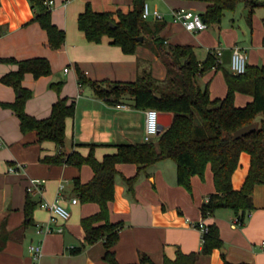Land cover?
I'll use <instances>...</instances> for the list:
<instances>
[{"label":"crops","instance_id":"0c3cea01","mask_svg":"<svg viewBox=\"0 0 264 264\" xmlns=\"http://www.w3.org/2000/svg\"><path fill=\"white\" fill-rule=\"evenodd\" d=\"M134 2L55 0L52 19L65 30L67 37L65 44L54 50L49 46L47 32L33 21L35 12L29 0H1L0 57L17 60L44 57L52 64L53 73L49 76L36 79L33 74L26 75L23 85L33 91L26 106L27 112L40 119L50 116L58 100V94L50 89L53 82L65 81L62 96L76 102V115L67 120V153L79 151L87 155L90 148L79 144H96V157L102 160L106 154L116 151L115 145L144 142L146 110L135 108L130 96L118 104L98 97L90 84L79 83L77 72L80 68L93 81H135L142 66L153 60L154 77L166 78L167 68L161 62L158 47V54L140 45L136 54L127 55L120 47L112 45L109 38L99 44L92 43L79 29L78 17L85 11L87 3L98 12L121 10L127 13L133 9ZM197 7L206 10L207 4L188 0L156 2L154 8L165 16L163 22L166 24L160 36L167 43L193 46L201 61L206 60L210 52L221 50L222 55L218 56L221 67L208 71L199 83L203 88L209 86L213 99L224 98L228 93L225 70L231 71L234 47L239 46L245 51L249 65L264 68V7L256 8L249 21V8L242 1L235 12L226 13L221 24L209 25L206 30L196 32L173 20V11L186 8L197 12ZM246 9L248 13L244 18L242 12ZM17 69L15 64L0 63V79ZM16 97L14 88L0 81V102L11 103ZM253 100L252 95L237 93L235 103L244 107ZM261 119V116L257 118L258 125ZM0 137V232L5 222L7 230L12 233L5 249L0 252V264H108L103 260V241L87 245L78 255L70 252L84 243L82 218L99 211L96 203L72 202L77 198L72 192L74 179L89 182L94 175L93 169L88 165L78 168L42 163V157L58 153L56 144L40 143L36 131L24 134L17 115L1 105ZM10 166H15L17 172H10ZM250 168L251 155L243 152L232 177L234 189L243 187ZM118 170L115 199L110 208L111 220L123 224L120 240L115 246L121 264L137 263L141 254H147L155 264H164L166 257L176 258L178 248L185 253L201 251L203 231L198 227L200 223L217 224L225 247L224 251L215 249L210 255H201L197 264H224L223 255L235 264H264V184L256 186V209L248 214L246 223L240 225L236 223L238 216L230 209L219 210L207 219L202 216V205L215 192L211 165L206 170L205 180L199 176L192 178V193L178 184L177 164L171 159L162 160L140 173L138 166L132 163L119 164ZM138 174L135 193L130 194L124 176L131 178ZM32 180L46 181L43 199L49 202L58 198L59 185L69 181L62 201L72 215L63 233L38 234L37 226L49 219V212L41 207L35 211V226L23 233L27 188ZM27 242L30 245L26 248ZM39 242L43 254L40 261L35 262L30 246Z\"/></svg>","mask_w":264,"mask_h":264},{"label":"trees","instance_id":"16d2710c","mask_svg":"<svg viewBox=\"0 0 264 264\" xmlns=\"http://www.w3.org/2000/svg\"><path fill=\"white\" fill-rule=\"evenodd\" d=\"M35 12L34 20L47 32L49 46L60 49L66 42V32L60 29L52 19V9L45 0H29ZM204 2L206 10L201 13L208 25L221 24L227 12H235L240 2L245 1L249 8L251 21L256 8L264 7V0H188ZM145 0H135L131 11L121 10L98 12L87 3L86 9L78 17V26L88 41L102 43L109 38L112 45L118 46L127 55H134L140 45L151 39L158 46L167 68V76L163 80L154 77L149 65L142 66L135 81H93L77 68L78 80L81 85L90 84L96 95L111 104H118L126 97H132L137 109H157L161 113L174 115L172 124L164 128L160 136L152 142L123 143L115 145L116 151L106 154L102 160L96 157V144H79L89 147L87 155L79 151L67 153L66 127L67 120L76 115V102L63 97L65 81L53 82L50 89L58 94L52 111L47 118H37L26 110L33 91L25 88L23 81L27 74L36 79L53 73L52 64L44 57L17 60L16 58L0 57V63L15 64L13 70L0 81L17 93L16 100L11 103L0 102L5 109L12 110L20 121L21 131L26 134L36 131L39 142H53L58 147L55 155H46L41 162L49 165H71L78 168L88 165L94 175L89 182L80 178L73 181L72 192L80 203H96L99 211L82 218L85 230L84 243L70 249L71 254H80L84 247L99 241L104 242L103 260L108 264H121L116 256L115 246L120 240L122 223L111 220L110 205L115 199L116 176L118 165L132 163L138 166L139 173L146 168L162 161L171 159L177 164L178 184L192 193V178L199 176L205 180L206 170L211 165L214 174L215 192L202 205L203 218L213 217L217 211L230 209L235 212L244 225L249 213L256 209L254 191L257 185L264 184V68L248 64L246 73L234 74L225 70L228 93L224 98L211 97L209 86L203 88L199 80L208 71L220 68V58L210 52L206 60L198 59L195 48L191 45L167 43L160 36L166 24L163 21L146 20L143 18ZM1 9V0H0ZM0 28V35H1ZM143 37V41L138 39ZM237 93L252 95L253 102L244 107L236 106ZM161 95V97H158ZM262 116L258 128L240 138L234 139L233 133ZM243 152L251 155V168L243 187L234 189L232 177L239 166ZM139 174L124 180L130 194L135 193V185ZM41 202L40 198L27 192L24 212L25 222L23 233L35 226V211ZM199 226V224H198ZM208 231L202 237V250L185 253L180 248L176 258H165L164 264H197L201 255H210L215 249L223 250L224 240L217 224L207 225ZM12 233L7 230L4 222L0 232V252H2ZM224 264L229 262L225 255ZM134 264H155L147 255L141 254ZM249 264V263H239Z\"/></svg>","mask_w":264,"mask_h":264},{"label":"built area","instance_id":"2783aa9c","mask_svg":"<svg viewBox=\"0 0 264 264\" xmlns=\"http://www.w3.org/2000/svg\"><path fill=\"white\" fill-rule=\"evenodd\" d=\"M45 3L51 8H54L55 0H45ZM143 18L146 20H157L163 21L165 16L157 8H152L148 0H145L143 9ZM173 20L175 22L181 23L187 30L196 32L206 30L209 25L202 19L201 15L194 10H189L186 8H180L173 11ZM218 56L222 55L221 50L214 51ZM248 68L247 55L245 51L236 46L233 48L230 70L234 74H244ZM68 71V69H66ZM121 107V106H119ZM146 121H145V134L144 142L155 141L161 134V122H160V111L157 109H147ZM0 144L2 140L0 137ZM10 172H17L15 166H10ZM45 180H32L31 184L27 188V192L32 194L35 198H40L41 202L39 207L47 210L49 212V219L46 223L37 226V232L41 235H50L54 233H63L65 230V224L71 218V210L63 203V195L66 191V186L69 184L68 180L62 182L58 187V198L52 202L45 201L43 195L45 192ZM73 204H77L79 200L73 198ZM236 223L240 224L239 218ZM203 234L208 231L207 225L200 223L198 226ZM264 246V242H263ZM30 252L35 262H39L43 254V246L39 242L37 244H32L30 246Z\"/></svg>","mask_w":264,"mask_h":264},{"label":"water","instance_id":"95a60500","mask_svg":"<svg viewBox=\"0 0 264 264\" xmlns=\"http://www.w3.org/2000/svg\"><path fill=\"white\" fill-rule=\"evenodd\" d=\"M248 13V10H247ZM143 37H140L138 40L139 41H143ZM158 97H161V95H158ZM160 122H161V132L164 130V128L169 127L172 122H173V117H172V113H160ZM258 128V123L254 122L252 124L246 125L238 130H236L233 133V138L234 139H240L252 132H254L256 129ZM224 251V249H223Z\"/></svg>","mask_w":264,"mask_h":264},{"label":"rangeland","instance_id":"374dc122","mask_svg":"<svg viewBox=\"0 0 264 264\" xmlns=\"http://www.w3.org/2000/svg\"><path fill=\"white\" fill-rule=\"evenodd\" d=\"M156 2H160V0H148V3H149V5L152 7V8H154V5L156 4ZM160 4V3H159ZM160 6V5H159ZM196 11L197 12H199V13H203L205 10H203L201 7H197V9H196ZM228 13H230V12H228ZM228 13H227V15H228ZM242 15H244V18H245V15H247V9L244 11V12H242ZM141 46H144L145 48H148L150 51H152L154 54H158L157 53V44L154 42V41H152L151 39H147L146 40V42H144ZM138 50V49H137ZM160 59H161V62L163 61V59H162V57H161V55H160ZM152 62H153V60L152 61H150V62H148V64H149V68L152 70L153 68H154V65L155 64H153L152 65ZM201 79V78H200ZM262 117V116H261ZM35 199H37V198H35ZM37 210H40V207H38L37 208ZM35 244V243H34ZM30 245V242H27L26 243V248L28 247Z\"/></svg>","mask_w":264,"mask_h":264}]
</instances>
